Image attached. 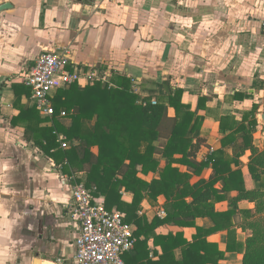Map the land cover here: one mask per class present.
<instances>
[{
    "label": "crops",
    "instance_id": "crops-1",
    "mask_svg": "<svg viewBox=\"0 0 264 264\" xmlns=\"http://www.w3.org/2000/svg\"><path fill=\"white\" fill-rule=\"evenodd\" d=\"M5 4L9 7L0 10V264H74L78 233L63 206L69 190L62 179L70 176L28 141L27 123L16 118L34 107L18 76L42 52L65 49L77 66L107 68L112 83L116 77L128 79L130 91L141 99L156 100L182 89V104L195 111L198 99L206 98V109L195 115L199 129L188 133L206 140L198 160L220 148L218 120L234 118L236 127L252 106L258 124L251 131L253 142L264 146V0H0V7ZM225 150L230 153V147ZM157 159L161 172L165 161ZM209 174L206 169L201 177ZM74 175L85 178L84 173ZM153 178L158 173L146 180ZM245 180L247 187L255 186ZM121 193L129 203L131 194ZM235 196L227 193L215 208L228 210ZM164 203L163 197L155 205L143 201L139 215L148 222L162 220L165 213L162 218L158 213L164 212ZM238 208L253 206L242 202ZM196 225L208 228L212 222L198 219ZM179 231L188 240L195 233L171 226L156 233ZM237 237L244 241L239 230ZM208 240L225 250L226 233ZM149 247V258L157 260L161 250ZM135 254L133 249L127 255ZM174 256L180 260V250ZM241 258L225 253L222 264H241Z\"/></svg>",
    "mask_w": 264,
    "mask_h": 264
},
{
    "label": "trees",
    "instance_id": "trees-1",
    "mask_svg": "<svg viewBox=\"0 0 264 264\" xmlns=\"http://www.w3.org/2000/svg\"><path fill=\"white\" fill-rule=\"evenodd\" d=\"M115 84L113 89L99 83L73 85L56 92L51 119L41 118L34 107L20 111L16 118L27 123L28 141L63 174L84 173L85 185L96 188L106 210L119 212L124 223L135 227L136 254L124 256L125 264H222L225 253L240 254L241 264H264V146L256 147L251 133L258 126L257 107L252 106L236 127L234 118L221 117L220 148L198 160L201 148L207 147L206 140L188 137V133L199 129L195 115L206 109V98H199L196 110L191 111L182 104L183 90L175 89L151 105L150 98L141 99L130 91L128 79L116 77ZM61 110L66 112L63 119L58 118ZM91 121L92 127L88 125ZM42 123L51 126L41 127ZM58 134L71 143L68 150L60 148ZM228 147L230 153L225 150ZM157 158L165 161L161 172ZM206 169L210 174L202 178ZM157 173L158 178L146 180ZM245 177L255 184L253 188L247 187ZM121 192L131 194L129 203ZM231 192L236 196L228 200L229 209L218 211L215 205ZM159 197L165 199V217L148 222L139 215L141 204L155 205ZM242 202L253 208L239 209ZM198 219H209L212 226L199 227ZM163 226L195 233L191 240L181 231L157 234ZM238 230L244 241L238 239ZM222 232L226 233L224 251L208 240ZM149 243L161 250L157 260L149 258ZM176 250L181 252L178 261Z\"/></svg>",
    "mask_w": 264,
    "mask_h": 264
},
{
    "label": "built area",
    "instance_id": "built-area-1",
    "mask_svg": "<svg viewBox=\"0 0 264 264\" xmlns=\"http://www.w3.org/2000/svg\"><path fill=\"white\" fill-rule=\"evenodd\" d=\"M261 28L264 31V22ZM111 77L112 72L107 68H84L73 64L68 51L57 48L40 53L34 65L18 79L30 91V98L40 116L51 119L54 116L52 99L57 91L68 90L73 85L85 87L97 83L113 89L116 85L111 82ZM151 105H156L155 99H151ZM65 117V110H61L58 118ZM57 141L63 150L71 147L61 134L57 135ZM62 184L69 190L63 206L78 233L73 244L74 264H125L123 258L133 251L136 242L135 227L124 223L119 212L106 210L104 199L96 188L87 187L84 180L78 181L76 175L63 177ZM163 216L164 212L160 211L158 217Z\"/></svg>",
    "mask_w": 264,
    "mask_h": 264
},
{
    "label": "water",
    "instance_id": "water-1",
    "mask_svg": "<svg viewBox=\"0 0 264 264\" xmlns=\"http://www.w3.org/2000/svg\"><path fill=\"white\" fill-rule=\"evenodd\" d=\"M8 7H9V5L5 4V5L0 7V10H4V9H6ZM260 120H261L262 123H264V114L260 116Z\"/></svg>",
    "mask_w": 264,
    "mask_h": 264
},
{
    "label": "rangeland",
    "instance_id": "rangeland-1",
    "mask_svg": "<svg viewBox=\"0 0 264 264\" xmlns=\"http://www.w3.org/2000/svg\"><path fill=\"white\" fill-rule=\"evenodd\" d=\"M249 53H252V51H250Z\"/></svg>",
    "mask_w": 264,
    "mask_h": 264
}]
</instances>
